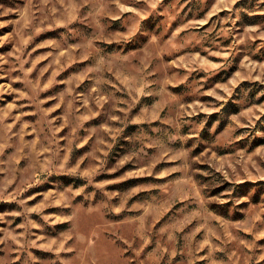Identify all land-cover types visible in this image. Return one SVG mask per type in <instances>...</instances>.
<instances>
[{
  "label": "rangeland",
  "instance_id": "obj_1",
  "mask_svg": "<svg viewBox=\"0 0 264 264\" xmlns=\"http://www.w3.org/2000/svg\"><path fill=\"white\" fill-rule=\"evenodd\" d=\"M0 264H264V0H0Z\"/></svg>",
  "mask_w": 264,
  "mask_h": 264
}]
</instances>
